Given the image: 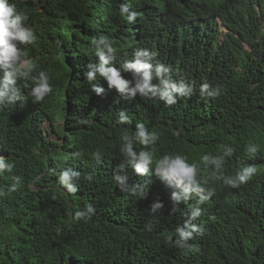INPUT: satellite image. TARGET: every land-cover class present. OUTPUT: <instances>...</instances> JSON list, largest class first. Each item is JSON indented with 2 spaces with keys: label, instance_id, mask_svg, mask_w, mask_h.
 <instances>
[{
  "label": "trees",
  "instance_id": "1",
  "mask_svg": "<svg viewBox=\"0 0 264 264\" xmlns=\"http://www.w3.org/2000/svg\"><path fill=\"white\" fill-rule=\"evenodd\" d=\"M219 1L9 0L28 17L25 25L37 39L23 47L36 63L33 74L49 75L52 93L34 103L33 83L18 80L25 99L0 105V151L14 165L12 172H0V264H264V4L259 17L250 4L241 27L220 44L204 21L213 12L227 18L236 4ZM121 4L138 13L134 23L120 14ZM101 36L113 43V66L147 49L171 68L173 79L192 85L193 94L167 106L158 98L124 99L99 76L89 83L88 65L99 63L92 40ZM122 75L133 80L132 73ZM202 83L218 87L220 95L201 96ZM122 111L130 124L117 122ZM44 122L53 126L56 141ZM137 123L159 137L147 149L154 160L185 156L200 166L198 178H208L215 195L203 204L192 196L173 211L171 193L178 189L154 169L149 178L138 177L123 160V131L133 134ZM250 146L259 147L255 156ZM227 147L235 151L224 175L248 165L258 169L239 189L210 179L211 169L203 165L204 155H222ZM135 149L144 150L139 143ZM65 168L80 173L75 194L59 183ZM117 174L129 186L149 179L146 198L121 192ZM12 176L22 179L17 191L8 192ZM155 202L164 207L151 214ZM88 205L95 215L75 220ZM193 208L202 210L193 223L204 232L188 243L199 251L175 244V230Z\"/></svg>",
  "mask_w": 264,
  "mask_h": 264
},
{
  "label": "clouds",
  "instance_id": "2",
  "mask_svg": "<svg viewBox=\"0 0 264 264\" xmlns=\"http://www.w3.org/2000/svg\"><path fill=\"white\" fill-rule=\"evenodd\" d=\"M235 2V8H230L227 18L221 13H211L208 20L204 21L210 26L215 41L220 44L224 43L230 35H233L241 23L244 21L243 16L248 13L249 5L261 15L259 3L264 4V0H222L220 5ZM120 14H127L128 23H134L138 13L129 11L128 8L121 4ZM28 19L23 12H18L15 4L9 0H0V71L3 75L0 77V105H15L18 101L22 102L25 97L21 95L20 89L16 86L17 81L30 80L33 87L30 90V97L34 103L42 102L45 97L52 93V87L49 83V75L45 71H39L33 74L36 69V63L29 58L28 51L23 47L33 45L37 39L34 30L25 25ZM224 29L225 33L222 39H219L220 30ZM92 44L96 48V56L99 63L96 65L89 64L88 71L85 73L89 83L93 82L97 76L102 78L109 90H115L116 93L124 99H132L136 96L146 99H159L167 106H173L177 103L178 98L190 97L193 94V86L186 83L183 79H173L171 68L165 66L156 60L157 53L150 52L147 49H137L131 59L125 60L119 68L113 66L115 59V50L113 43L106 37L101 36L99 39H93ZM60 42L57 41L59 47ZM123 73H132L133 80H127ZM92 92L101 95L103 88L93 86ZM201 96L215 98L220 95L219 88H213L207 83H202L199 89ZM118 123L120 125L130 124L129 117L122 111L118 114ZM87 123V121H83ZM159 139L155 132H150L143 123L136 124V130L130 134L127 129L123 131L122 147L120 152L123 160L129 165L138 177L149 178L154 169L155 175L165 182L169 187H174L178 191L171 193L173 211L181 203L188 201L192 196L198 198V202L203 204L211 199L215 192L209 186V179H199L201 172L200 166L196 163H189L187 158L182 155H164L154 160V153L147 150L149 145H153ZM139 143L144 150L137 151L135 145ZM235 149L227 147L222 155L203 156V165L211 169L210 179L222 181L230 189H239L247 184L256 176L258 169L255 165H248L239 169L235 175H224L223 167L227 163V158L232 157ZM259 151L258 146H250L249 152L255 156ZM5 153L0 151V172H12L14 165L7 163L3 158ZM2 156V157H1ZM93 157L99 162L101 152L97 150ZM119 171V170H118ZM13 183L8 188V192L17 191L21 177L12 176ZM80 179V173L72 168H65L59 175V183L70 194L78 191L77 182ZM85 179L91 181L93 176L87 175ZM113 180L116 182L121 192H128L132 195L139 194L141 199L146 198L147 189L150 180L147 179L144 184L129 186L127 177L114 175ZM0 195H4L0 192ZM164 205L155 202L151 205V214L160 212ZM95 215V209L88 205L85 209L77 211L74 214L75 220L91 219ZM202 215L200 208H193L187 215L184 224L177 227L175 234L178 239L175 241L177 247L188 249L189 251H199L188 242L197 235H203L204 229L194 224ZM151 231V225L147 226ZM171 240V237H169Z\"/></svg>",
  "mask_w": 264,
  "mask_h": 264
},
{
  "label": "rangeland",
  "instance_id": "3",
  "mask_svg": "<svg viewBox=\"0 0 264 264\" xmlns=\"http://www.w3.org/2000/svg\"><path fill=\"white\" fill-rule=\"evenodd\" d=\"M223 33H225V31H224V29H221L220 30V36H219L220 40L222 39ZM42 128L45 131V133L48 135V138L50 140H55L56 141V138H55L54 134L52 133L53 126H51L48 122H44V123H42Z\"/></svg>",
  "mask_w": 264,
  "mask_h": 264
}]
</instances>
